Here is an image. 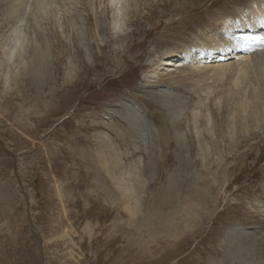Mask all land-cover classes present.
Returning <instances> with one entry per match:
<instances>
[{
    "label": "rangeland",
    "instance_id": "rangeland-1",
    "mask_svg": "<svg viewBox=\"0 0 264 264\" xmlns=\"http://www.w3.org/2000/svg\"><path fill=\"white\" fill-rule=\"evenodd\" d=\"M7 1L0 0V56L12 25ZM43 1L38 11L43 17L35 25L31 15L37 9L32 0L26 2L19 21L26 46L10 62L7 75L0 67V264H226V247L217 245L222 240L233 250L245 234L257 239L249 252L255 256L264 242V123L228 142L223 136L230 117L226 105L220 102L215 110L205 98L195 128L190 108L205 90L197 91L192 83H217L198 78L195 67L204 64H198L202 57L194 52L185 58L181 52L201 31L221 35L222 25L213 20L220 13L233 34L264 31V20L244 26V13L255 0H126L121 37L109 30L108 0H93L98 33L88 0ZM40 52L49 63L50 79L29 81L27 73ZM232 53L227 60L243 54ZM161 94V108L153 109L151 97ZM159 112L174 132L168 152L175 157L164 170L156 162L163 130L154 119ZM204 117L205 126H213L208 132L201 124ZM85 123L92 128H81ZM108 125L128 128L131 136L121 144ZM101 139L124 168L121 180L131 188L134 214L120 203L114 187L101 189L72 159ZM214 169L226 173L215 177ZM137 173L148 184L140 192L133 190ZM199 174L208 180L206 205L194 208L195 220L180 227L177 239L168 236L171 229L167 236L160 232L162 220L154 225L142 220L174 214L176 223L191 189H201ZM169 176L180 187L159 202ZM243 243L241 249L247 246ZM253 260L261 263L256 256Z\"/></svg>",
    "mask_w": 264,
    "mask_h": 264
},
{
    "label": "bare ground",
    "instance_id": "bare-ground-1",
    "mask_svg": "<svg viewBox=\"0 0 264 264\" xmlns=\"http://www.w3.org/2000/svg\"><path fill=\"white\" fill-rule=\"evenodd\" d=\"M27 1L28 0H8L7 1L6 9L8 10V18L12 21V25L10 28L9 35L6 39V41H8V46L5 49L4 48L2 49L3 50L2 56H0V67H2L1 75L8 74L10 62L12 61V59H14V57L19 56L18 54L20 53V49L24 50L26 46L23 40L24 39L23 34H22L23 32L21 31V27H20L21 24L19 23V21L22 18H24L23 13L25 12V5ZM72 1L77 2V3L79 2V0H72ZM125 1L126 0H108L109 6L111 8L110 10H112L111 11L112 12L111 21L109 22V30L113 34V37H121V33L123 32L122 30L123 22H124L123 15L126 9ZM32 2L35 8L37 9V12L36 13L34 12L31 15V19L35 25L36 22L39 20V16L41 15V17H43L42 14H38V11H41L44 8L45 1L32 0ZM88 2L90 5V9H91L90 13L91 15L93 14V17H94V22H95L94 29L98 33V31H100L99 23L97 22V19L99 20L97 16L98 14L95 10H93V0H88ZM205 11L207 12V10ZM230 11H232V9ZM224 12H229V10H226ZM12 14H14L15 19L13 18V16H11ZM220 14L222 15V16L219 15L221 17L218 16L217 19L216 18L215 19L212 18V19L215 21V23H219L222 25L223 31H221L222 33L221 35L214 37L211 34L205 35L202 33L203 31H201V34H200L201 37L195 35L194 38H192L191 40L192 41L191 46L190 47L187 46V48L182 49L181 52L184 53L183 57L185 58H188L186 56H189V54L192 55L194 52H196L197 56L206 58L205 60H202L201 58L200 61H198V64H200L201 62H204L203 65H196L195 67V69L197 70L198 78H200L202 81L210 80L211 83H217L215 85L208 84V83L207 84L203 83L199 85V82H198L199 80H196L195 83H192L193 87H196L197 91L205 90V95L202 97V99L199 97L197 101H195L194 107L190 108L191 117H192L191 120L193 122L194 127L196 128L197 126V122H194L195 117H196L195 114L196 113L199 114L201 110L206 109V107H204L205 98L206 99L210 98V101L212 100V103L215 106V110L221 107V106L219 107L220 102H221L223 103V105L224 104L226 105V109L230 113V117L227 120V123H225L226 131L223 134L225 139L228 140V142H230V141H233V139H236L238 135L249 133L250 131L256 129L260 125H263L264 123V42L256 41L250 48H243V47L237 46V41L235 39V37H238L241 35H253V36L264 37V31H257L254 28L252 30L245 31V33H242V34L240 32L233 34L234 28L232 27L230 29H225V26H223V23L225 22V16L222 13ZM244 14H246V16H244L245 20H243V22L245 23L244 25L245 27L247 26L253 27V24L263 21L264 20V0H255L252 3H250L247 11H245ZM238 17L243 19L242 15L240 14H238ZM209 18H211V15L209 16ZM4 44H6V42ZM239 51H242L243 54H241L235 60H227L228 58L236 55L232 52L238 53ZM29 56L31 57V54ZM35 56L36 57L34 58V61L32 62V66H34V68L31 69V71L27 73L29 75L28 80L36 81V82H45L48 79H50V71L47 70L49 63L47 61L46 56L43 55L42 52L35 54ZM165 56H167V54H165ZM160 61L162 62L163 60H160ZM198 70H203V72H198ZM183 81L185 80L182 79L181 82ZM202 85H207V86L202 87ZM219 85H220V88L218 89V92H214V90ZM163 96L164 94L153 95L151 97V100L149 102L151 103V106L153 107V109L161 108L160 107L161 103L158 100L162 99ZM199 110L200 112H198ZM151 112H154V111L151 110ZM159 114H160V118L155 117L154 119L162 122L163 130L159 132L158 144L160 148L159 149L160 154L156 162H158V165H159L158 167H160L159 169L164 170L166 169L165 166H166V162L168 161V159L173 158V156L175 155V154L173 155L172 153L168 152L169 148L172 146V142H173L172 135L174 132L172 129L173 125H170L171 123L170 124L168 123V118L164 119L160 112ZM203 121L204 122H202L201 124L204 125L203 128L205 131L208 132L209 129H211V127L213 128L212 124L210 125V127L205 126V125L207 126L209 125L208 119H205L204 117ZM108 127L109 128L111 127L110 129L115 131L114 135L117 138L118 142H121V144L124 141H126L127 138L131 136L130 135L131 131L128 128H126V130L124 131L123 129L119 128L118 125L116 126L108 125ZM81 128L87 130V129H91L92 127L88 125V123H85L81 125ZM211 138H212V135H211ZM86 141L91 143L90 139L86 138ZM217 142L218 141H216V143ZM235 142H237V140ZM88 147L89 148H86L83 151L82 155L79 156L80 158L75 159L74 157L72 159L75 162H77L79 165L82 164V167L85 168L87 172H89V175H88L89 177L90 175L94 176L96 182L97 181L99 182V185L98 184L96 185L100 186L101 189L107 190V188L110 185L114 187V189L117 191L116 193H118L119 195L118 198H119L120 203L123 205L124 208H126L127 211H129L130 214H134V209L131 207L129 208L130 200L132 196H130L128 193L130 192L131 188H129L128 185H124L122 183V180H121L122 174L124 175L125 172H123L124 168L120 166L121 164L119 163L115 150L112 149L110 143H108L107 141L103 139L97 141V143L95 144H91ZM214 147H215L214 150L216 151V148L218 147L217 144H215ZM220 157L218 158L219 162L221 161ZM185 160L186 159H184V161ZM216 161H217V158H216ZM183 166L184 165H182V167ZM210 173L209 175H211ZM222 173L225 175L226 169H223V170L214 169L213 175L215 177H218L220 175H223ZM200 174L198 176H201L204 179L205 176H202L203 174L202 175ZM173 176H169L170 178L167 177L168 182H167V185L163 188L164 191H162L161 197L159 198V202L166 201L168 198L169 192L171 193L177 192V189L180 187L178 183L176 182L174 183V181L172 180ZM143 177L144 176L142 175H138V173L136 174L135 182L133 185V188H134L133 190L140 192L142 189H144L145 184L148 185L146 179ZM205 180L206 179L203 180L202 184L199 183L201 185L200 190L198 187H197L198 188L197 190L191 189L190 191L191 192L190 195L192 194L191 197L188 196L189 198L186 204L184 205V207L180 210L178 209L180 216H179L178 221H176V223L175 221H173L174 214L168 215L165 218L163 217L159 218L157 217L159 213H155L152 217L150 218L147 217L146 219H142V220H144V222L148 225H154V222L158 219L162 220L161 222L164 223V226L161 228V231L160 230L159 231L160 232L165 231L164 232L165 236H167L169 233V230L171 229L172 233H170L168 236H171L172 238L177 239L181 234L180 227H189V223L195 220V215H197V213L194 211V208L200 207V206L201 208H203L204 204L206 205V196L204 195L205 192L203 193V191L206 190L207 188L208 180L207 181ZM191 181H193L194 183L197 181V179L195 181L194 180H191ZM181 186H183V184ZM208 189L209 188H207V191ZM212 190L213 188L210 189V191L213 193L214 191ZM159 206L160 204L157 205V207ZM173 213H175V211ZM193 226H196V225H193ZM239 236H241V234H239ZM255 240L257 239H254V238L252 239V237H250L248 234L242 235L239 242L234 244L236 248H234L233 250L231 249V247H228L230 245H225L224 241L222 240L221 242L219 241L220 243L217 246L226 247V249L224 248L225 250H223L224 252L223 257L225 258V260L226 259L228 260L227 262H224V261H221V262H224L226 264H259V262L257 261L255 262V260H253L255 259V256H256V258L261 261L260 264H264V242H261L260 240L259 246L261 250L259 252H256L255 256L249 253L251 251V248L254 246L253 243L255 242ZM241 243H243L244 245H247L245 249L243 248L241 249V246H242ZM210 252L214 254H219L218 250H213L212 248L210 249ZM240 259H243V260L246 259L247 261H243V260L240 261Z\"/></svg>",
    "mask_w": 264,
    "mask_h": 264
},
{
    "label": "snow or ice",
    "instance_id": "snow-or-ice-1",
    "mask_svg": "<svg viewBox=\"0 0 264 264\" xmlns=\"http://www.w3.org/2000/svg\"><path fill=\"white\" fill-rule=\"evenodd\" d=\"M238 47L250 48L256 41L264 42V37L253 35H241L235 37Z\"/></svg>",
    "mask_w": 264,
    "mask_h": 264
}]
</instances>
